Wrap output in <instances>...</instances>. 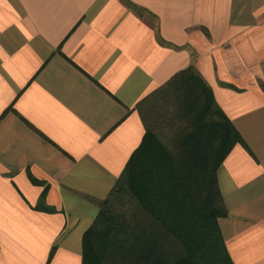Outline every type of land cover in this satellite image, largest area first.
<instances>
[{
    "label": "crops",
    "instance_id": "crops-1",
    "mask_svg": "<svg viewBox=\"0 0 264 264\" xmlns=\"http://www.w3.org/2000/svg\"><path fill=\"white\" fill-rule=\"evenodd\" d=\"M188 68L241 138L216 171L227 252L264 264V0H0V264H82Z\"/></svg>",
    "mask_w": 264,
    "mask_h": 264
},
{
    "label": "trees",
    "instance_id": "trees-1",
    "mask_svg": "<svg viewBox=\"0 0 264 264\" xmlns=\"http://www.w3.org/2000/svg\"><path fill=\"white\" fill-rule=\"evenodd\" d=\"M171 88L178 128L168 143L146 128L84 234L82 264H232L218 225L227 211L216 171L241 138L192 68ZM120 196L127 201L117 212Z\"/></svg>",
    "mask_w": 264,
    "mask_h": 264
},
{
    "label": "rangeland",
    "instance_id": "rangeland-1",
    "mask_svg": "<svg viewBox=\"0 0 264 264\" xmlns=\"http://www.w3.org/2000/svg\"><path fill=\"white\" fill-rule=\"evenodd\" d=\"M167 100L162 99L161 102H159L161 105L157 107L156 109H152L151 111L149 108L146 109V117L149 121V125L152 129V131L155 133V135L158 136V138L162 141H166L165 134H170V128L166 126L167 118L166 116L169 114V107L166 103ZM166 124V125H165ZM172 132V128H171ZM127 201L126 196H120L117 201L114 203V209L117 212L124 211L121 205Z\"/></svg>",
    "mask_w": 264,
    "mask_h": 264
}]
</instances>
